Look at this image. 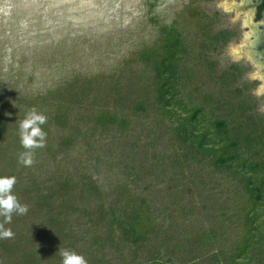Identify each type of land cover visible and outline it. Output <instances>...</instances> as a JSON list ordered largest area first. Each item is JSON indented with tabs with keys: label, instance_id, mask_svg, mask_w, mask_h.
Here are the masks:
<instances>
[{
	"label": "rangeland",
	"instance_id": "obj_1",
	"mask_svg": "<svg viewBox=\"0 0 264 264\" xmlns=\"http://www.w3.org/2000/svg\"><path fill=\"white\" fill-rule=\"evenodd\" d=\"M228 6V0H0V176H15L12 192L28 206L4 224L14 235L0 239V264H60L58 253L50 257L61 248L87 264H145L153 255L168 264H216L231 252L244 223L243 187L230 170L199 161L177 141L176 121L156 108L152 69L139 56L159 46L161 27L174 25L186 48L179 84L185 105L206 103L214 120L247 95L252 109L243 114L255 122L264 100L249 87L240 58L227 53L242 38L245 18L226 12ZM232 25L238 31L217 49L204 46ZM231 65L238 71L226 85L220 77ZM32 107L47 116L46 137L25 167L17 162L24 151L18 123ZM103 114L113 122L98 125ZM109 206L116 213L139 208L154 232L141 245L117 243L114 225L99 214ZM58 228L61 237L52 243Z\"/></svg>",
	"mask_w": 264,
	"mask_h": 264
},
{
	"label": "trees",
	"instance_id": "obj_2",
	"mask_svg": "<svg viewBox=\"0 0 264 264\" xmlns=\"http://www.w3.org/2000/svg\"><path fill=\"white\" fill-rule=\"evenodd\" d=\"M160 34L158 47L143 49L139 54L152 69L151 85L156 108L176 121V138L182 146L197 154L199 161L208 158L214 168L230 170L238 177L246 194L240 240L231 252L221 253L216 264H264V256L260 252L264 238V211H261L264 206V121L259 116L254 122L250 115L243 114V110L252 109L247 95L243 96L244 100L241 102L228 104L230 107L226 108L225 117L211 119L212 121L207 117L209 113L205 112L208 108L206 103L186 106L179 93L184 71L181 61L186 52L183 34L174 25L161 27ZM228 38V32L220 30L203 44L217 49V43L226 42ZM237 71L238 68L231 65L227 72L222 73L220 81L228 84ZM96 121L98 125L112 123L113 116L103 114ZM82 210L80 209L81 212ZM99 214L104 219L107 215L108 224L114 225L118 235L117 243L120 241L128 246L141 245L154 232L152 223L139 208L117 209L116 213V209L109 206ZM60 234L59 228L54 230L53 237L50 238L52 243H57ZM200 238L203 240L207 237L201 235ZM100 240L98 235L94 236V243H99ZM57 253L58 251L54 252L50 258H55ZM169 262L162 261L159 255H153L145 264Z\"/></svg>",
	"mask_w": 264,
	"mask_h": 264
},
{
	"label": "clouds",
	"instance_id": "obj_3",
	"mask_svg": "<svg viewBox=\"0 0 264 264\" xmlns=\"http://www.w3.org/2000/svg\"><path fill=\"white\" fill-rule=\"evenodd\" d=\"M254 94L264 95V84L257 87ZM47 121V116L38 111L37 108H29L23 118L18 123L19 144L24 149L17 154V162L25 167L33 163L34 149L42 148L45 145L46 133L42 130V125ZM16 183L15 176H0V239L11 238L14 234L10 228H5L4 224L11 223L13 214L24 215L28 212V206L21 204L12 192ZM60 264H87V260L81 254L69 248H61L58 251Z\"/></svg>",
	"mask_w": 264,
	"mask_h": 264
},
{
	"label": "flooded vegetation",
	"instance_id": "obj_4",
	"mask_svg": "<svg viewBox=\"0 0 264 264\" xmlns=\"http://www.w3.org/2000/svg\"><path fill=\"white\" fill-rule=\"evenodd\" d=\"M229 6L225 10L232 15L244 16L242 37L246 39L244 43L237 47L233 56L239 57L242 61L240 69L244 70L245 78L249 80V87L252 85L257 88L264 84V0H228ZM231 28V27H230ZM228 34L237 32L232 25V31L226 29ZM236 66V65H235ZM238 68V66H236ZM253 88V89H254ZM252 89V90H253ZM255 95V94H254ZM264 100V95L257 96ZM261 117L263 113L264 121V104L259 110Z\"/></svg>",
	"mask_w": 264,
	"mask_h": 264
},
{
	"label": "water",
	"instance_id": "obj_5",
	"mask_svg": "<svg viewBox=\"0 0 264 264\" xmlns=\"http://www.w3.org/2000/svg\"><path fill=\"white\" fill-rule=\"evenodd\" d=\"M246 39L242 37L237 43L234 45H228L227 46V53L231 55L232 57L238 58L236 56H233L234 52L236 51L237 47L240 46L242 43H244Z\"/></svg>",
	"mask_w": 264,
	"mask_h": 264
}]
</instances>
